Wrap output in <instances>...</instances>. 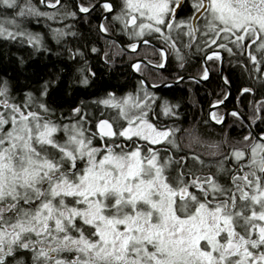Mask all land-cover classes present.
<instances>
[{"label":"snow or ice","instance_id":"1","mask_svg":"<svg viewBox=\"0 0 264 264\" xmlns=\"http://www.w3.org/2000/svg\"><path fill=\"white\" fill-rule=\"evenodd\" d=\"M39 3L54 11L34 0H0V39L50 51L46 34L30 24L42 18L63 23L95 8ZM101 6L115 11L110 0ZM113 20L137 41L128 44L133 52L155 35L181 62L173 32L189 38L188 48L202 35L211 49L206 62L222 64L217 49L223 50L264 87V0H121ZM47 27L67 58L80 65L72 83L90 87L96 74L82 50L89 49L87 36L72 24ZM99 29L109 31L103 23ZM158 51L154 67L165 69L167 51ZM132 68L140 72V62ZM210 71L205 67L201 79L207 81ZM221 79L227 91L216 105L230 96L228 77ZM55 83L59 77L17 94L8 79H0V264H264V135L250 131L243 147L220 159V145H212L213 159L206 162L181 146L180 128L150 119L156 108L179 119V105L148 91L160 84L141 79L142 95L118 100L109 92L57 115L49 100ZM163 86L171 87L167 81ZM101 106L116 109L126 124L114 127L101 118L102 110H89ZM257 111H264V100ZM211 117L223 123L215 113ZM254 119L264 123V115Z\"/></svg>","mask_w":264,"mask_h":264},{"label":"trees","instance_id":"2","mask_svg":"<svg viewBox=\"0 0 264 264\" xmlns=\"http://www.w3.org/2000/svg\"><path fill=\"white\" fill-rule=\"evenodd\" d=\"M100 0H78L79 4L84 6L94 5ZM114 4L115 11L120 8V0H111ZM38 6L44 11H54L48 9L34 0ZM62 4H67L70 8H75L73 0H62ZM115 11L104 18L103 24L108 28V34L116 36L125 45L136 40H129V36L121 32V25L113 20ZM105 10L100 5L88 14L78 13L77 19L65 20L63 23L47 21L42 18L39 23H32V31L46 34V45L50 51H35L31 46L18 42L5 41L0 39V79H8L14 86L17 94L20 91H28L34 86H38L43 80L54 79L59 77V83H55L50 89V103L56 114L64 113L67 115L69 107L75 102L77 105L81 100L92 101L95 98L103 97L105 93H115L116 97L142 95L140 79L130 69L132 60L142 57L152 63L160 61L158 48L152 44L142 45L137 52L131 53L124 50L118 42L111 38L105 37L98 29V22ZM186 13L182 12L177 19H182ZM203 24V21H200ZM47 24H51L52 28L64 27L66 24L74 25L73 30L85 34L91 42L89 49L95 47L96 52L89 49H82L86 52L88 65L92 72H95L93 83L88 88L72 83L76 79L78 73L76 68L80 65L69 60L62 46L57 45L52 39ZM173 39L176 41L177 48L184 56L181 62L177 59L176 53L165 43L163 37L155 35L148 37L159 44L163 45L168 52V62L165 69L157 70L146 64L141 63L140 73L144 75L150 82L154 84L164 81H173L184 75L202 76L205 64L203 63V55L209 50L204 45V37L191 40V47L186 45L189 38L181 35L177 38L176 31L173 32ZM69 46L74 47L71 38H69ZM215 48V46H213ZM59 52L60 55L54 53ZM226 53L224 65V76L228 77L231 85V95L228 101L215 109L214 113L218 117H222L225 111L233 106L238 107L242 113L247 116L251 124L260 134L264 128V123L255 120L257 115H264V111H257V104L264 100V87L253 83L249 79L247 72L241 66V61L236 57L229 56ZM23 58V63L20 59ZM211 69V74L207 81H197L194 79H184L179 83L171 85V87H163L160 89H148L157 97H163L172 105H179L176 111L179 119L165 116L159 108H156V114H150V119L161 125H168L180 128L177 133V140L185 151L201 155V158L208 162L213 159L209 156L211 151L215 149L210 146L219 144V153L215 159L222 158L227 155L231 148L243 147V137L250 132L248 126L241 117L228 115L226 121L221 125L212 123L208 117V110L221 98L224 91L223 82L219 75L220 62L207 61ZM181 63L183 66L181 67ZM71 66V68H69ZM71 77V79H69ZM71 84V86H69ZM243 87H253L256 89L255 94H242ZM155 107V106H153ZM99 115L102 110L104 115L115 126L122 119L114 117L117 111L112 108L99 109L92 107L89 109ZM55 118V117H54ZM115 120V122H114ZM248 143H251L249 141ZM191 149V151H189ZM194 164V162L190 161ZM231 166V165H229Z\"/></svg>","mask_w":264,"mask_h":264},{"label":"water","instance_id":"3","mask_svg":"<svg viewBox=\"0 0 264 264\" xmlns=\"http://www.w3.org/2000/svg\"><path fill=\"white\" fill-rule=\"evenodd\" d=\"M61 1H62V0H61ZM73 1H74V5L79 4L78 0H73ZM104 2H106V0H100V1H98L97 3L94 4V5H95V8H97L98 6L102 5V3H104ZM110 2L113 4V2H112L111 0H110ZM41 5H42V4H41ZM113 5H114V4H113ZM42 6H44V5H42ZM44 7H45V6H44ZM45 8H46V7H45ZM95 8H94V9H95ZM48 9H51V8H48ZM110 14H111V13H107V12H104V13H103V15L100 17L99 22H98V29H99V25L103 23L104 18L107 17V16H109ZM99 31H100V29H99ZM100 32H101V31H100ZM101 33H102L105 37H107V38H111V39L115 40L116 42H118L119 45H120L124 50H126V51H128V52H131V53H134V52H133V51H132L127 45H125L123 42H121V40L118 39L116 36H114V35H110V34H108V33H107V34H106V33H103V32H101ZM149 40H150V44L154 45V46L157 47L158 49H165V50H166V48H165L163 45L159 44L158 42H156V41H154V40H152V39H150V38H149ZM141 46H142V45H141ZM141 46H140V47H141ZM140 47H138L137 50H136L135 52H137V51L140 49ZM166 51H167V50H166ZM217 51H220L222 57H224L223 63L221 64V62H220V69H219V75H220V78H221L222 75L224 76V65H225L226 54H225V52H224L223 50L217 49ZM206 53L211 54V49L207 50V51L204 53V55H203V63L205 64V67H209L208 62L205 61V54H206ZM167 54H168V52H167ZM135 62H140V64H141V63L146 64V65H148V66H150V67H152V68H154V69H155L154 65H155L156 63H152V62H150V61H148L147 59L142 58V57L136 58V59L132 60L131 63H130V69H131V71L133 72L134 75H136L137 77H139L140 80L143 79L146 85H152V84H154V83L150 82V81H149L144 75H142L140 72H137L134 68H132V64L135 63ZM167 62H168V61H167ZM166 65H167V63H166ZM160 70H162V69H160ZM210 74H211V71H210V73H209V76H210ZM182 77H183L182 80H184V79H194V80H197V81H199V82L204 81L203 79H201V77H198V76H195V75H184V76H182ZM182 80L176 79V80H173V81L171 80V81H167V82H168L170 85H173V84H176V83L181 82ZM221 80H222V79H221ZM222 82H223V81H222ZM163 83H164V82H162V83H158V84L161 85L158 89L164 87V86H163ZM149 89H156V88H151V87H149ZM230 95H231V87H230ZM229 98H230V96H229ZM227 101H228V100H227ZM227 101H225V103H226ZM225 103H224V104H225ZM214 105H215V106H214ZM221 105H223V104L216 105V103H214V104L211 105V107L209 108V110H208V114H207V117H208V119H209L212 123H214V124H216V125H221V124H223V123L226 121L228 115H229L232 111H236V112L239 113V117H241V118L243 119V121L246 123V125L248 126V128H249V130H250L251 132L259 133V132H257V131L255 130V128L253 127V125L251 124V122H250V120L247 118V116H245V115L242 113V111H241L238 107H236V106L230 107V108H228V109L225 111V113H224L223 116H222V118H223V123H219V124L216 123L215 120L212 119V117H211V113H213V112L215 111V109L218 108V107L221 106ZM261 135H264V134H261Z\"/></svg>","mask_w":264,"mask_h":264},{"label":"rangeland","instance_id":"4","mask_svg":"<svg viewBox=\"0 0 264 264\" xmlns=\"http://www.w3.org/2000/svg\"><path fill=\"white\" fill-rule=\"evenodd\" d=\"M120 4H121V0H120ZM29 28L31 29H35V28H33V24H30L29 25ZM135 43V42H134ZM126 97H129L128 95L127 96H123V97H117V99L118 100H120V99H122V98H126ZM114 111H117L116 109H113ZM214 113V112H213ZM119 117V119H122L119 115H118V111L115 113V115H114V117ZM120 121H123V123H125L126 124V121H124L123 119L122 120H120ZM112 122V121H111ZM114 122H115V120H114ZM119 123H121V122H119ZM114 127H115V125H114Z\"/></svg>","mask_w":264,"mask_h":264},{"label":"flooded vegetation","instance_id":"5","mask_svg":"<svg viewBox=\"0 0 264 264\" xmlns=\"http://www.w3.org/2000/svg\"><path fill=\"white\" fill-rule=\"evenodd\" d=\"M226 54V53H225ZM225 60H226V58H225ZM210 68V67H209ZM102 118V117H101ZM107 119V118H106ZM110 122V121H109ZM111 123V122H110ZM101 143H103L102 141H99L98 142V144H101Z\"/></svg>","mask_w":264,"mask_h":264}]
</instances>
